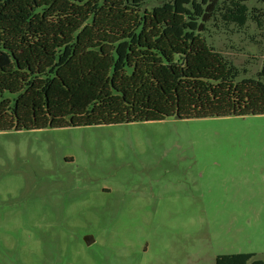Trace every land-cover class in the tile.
I'll return each instance as SVG.
<instances>
[{
  "label": "rangeland",
  "instance_id": "1",
  "mask_svg": "<svg viewBox=\"0 0 264 264\" xmlns=\"http://www.w3.org/2000/svg\"><path fill=\"white\" fill-rule=\"evenodd\" d=\"M229 2L199 33L239 79L257 78L264 1H247L259 19L245 25L222 15ZM239 252L264 260V114L0 131V264H216Z\"/></svg>",
  "mask_w": 264,
  "mask_h": 264
},
{
  "label": "trees",
  "instance_id": "2",
  "mask_svg": "<svg viewBox=\"0 0 264 264\" xmlns=\"http://www.w3.org/2000/svg\"><path fill=\"white\" fill-rule=\"evenodd\" d=\"M147 1L0 0V131L264 114V67L239 79L199 33L220 0ZM247 1L222 15L259 19Z\"/></svg>",
  "mask_w": 264,
  "mask_h": 264
},
{
  "label": "water",
  "instance_id": "3",
  "mask_svg": "<svg viewBox=\"0 0 264 264\" xmlns=\"http://www.w3.org/2000/svg\"><path fill=\"white\" fill-rule=\"evenodd\" d=\"M85 240H86V242H87L88 244H90V243L93 242L94 239H93L92 236L89 235V236H86V237H85Z\"/></svg>",
  "mask_w": 264,
  "mask_h": 264
}]
</instances>
